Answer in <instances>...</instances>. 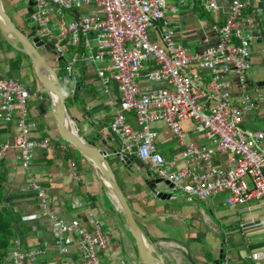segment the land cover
Returning <instances> with one entry per match:
<instances>
[{"label": "built area", "instance_id": "1", "mask_svg": "<svg viewBox=\"0 0 264 264\" xmlns=\"http://www.w3.org/2000/svg\"><path fill=\"white\" fill-rule=\"evenodd\" d=\"M19 1L30 32L53 46L55 60L60 57L67 72L82 62L94 66L104 93L109 94L111 81L117 85L119 103L111 120L102 126L119 140L115 155L134 157L148 173L154 172L188 200H207L227 191L225 203L230 206L264 201V151L259 147L264 130L239 126L253 106L246 92V71L254 16L246 13L245 0H229L223 23L212 27L216 44L200 52H189L175 42L166 16L178 8L169 0ZM28 1L32 2L31 13L26 10ZM180 2L199 3L207 13L219 12L217 0ZM69 12L74 15L68 17ZM148 32L155 34V40H150ZM204 70L210 79L203 83ZM230 74L237 78L236 98L230 92ZM141 80L160 86L144 92ZM30 95L21 81L0 76V126L15 120L17 129L12 140L0 142V162L14 147L24 171L31 168L34 150L49 145L47 139L36 142L30 137L34 129L26 110ZM129 112L136 127L127 117ZM186 120L194 125L195 141L187 139L181 127ZM155 122L167 128L178 148L169 158L157 149L158 134L151 127ZM220 156H226L224 166L217 163ZM26 177L28 189L53 221L57 243L63 236L76 234L81 264H100L99 252L106 247L100 220H94L88 230L77 219H58L47 209L45 189L30 173ZM14 243L7 260L25 264L33 258V252L23 253ZM252 257L257 259L260 253Z\"/></svg>", "mask_w": 264, "mask_h": 264}, {"label": "crops", "instance_id": "2", "mask_svg": "<svg viewBox=\"0 0 264 264\" xmlns=\"http://www.w3.org/2000/svg\"><path fill=\"white\" fill-rule=\"evenodd\" d=\"M180 1L187 2L170 0L169 3L177 6L178 10L166 16L170 29L175 33V42L189 52H200L214 46L216 36L212 27L223 23L229 0H217L219 12L215 14L204 11L199 3L190 6ZM245 2L246 13L254 16L250 28L253 38L249 46V67L246 71V92L253 106L243 114L239 126L249 130H264V0ZM2 3L6 13H11L8 16L13 24L21 29V21L25 16L23 3L19 0H2ZM73 15L74 12H69L68 17ZM26 24L29 31L21 30L29 33L31 28ZM0 48L6 51L4 54L0 50V54L5 56H0V76L21 81L18 77L26 71L31 82L28 85L22 81L31 93L26 101L27 118L34 124L31 139L36 142L43 139L49 141L46 148L34 150L29 171L20 167L18 150L14 147L7 150L2 160L8 168L6 191L12 197L7 207L17 215L16 244L21 252L34 253L33 258L25 263L81 264L77 235L63 236L57 243L53 221L44 213L35 193L28 189V172L45 189L47 209L58 219L64 222L77 219L88 230L92 228L94 220H100V229L106 240L105 249L99 252L100 264H143L138 257L135 241L126 228L123 213L110 196L100 173L85 156L59 137L51 103L32 73L27 57H21L20 71L17 73L8 66L9 58L17 52L6 46L1 35ZM41 50L52 54L55 62L51 66L56 73L65 71L62 80L67 96V113L76 122L80 135L105 152L115 179L153 255L166 264H264L263 200L253 199L230 206L225 203L227 191L219 192L207 200H188L183 192L172 189L168 183H155L159 177L155 174L156 178L150 179L147 167L134 157L115 155L114 151L119 147L118 138L109 130H102L119 103L115 82L111 81V90L106 94L95 73L92 74V66L80 62L72 72H67L65 62L58 65L53 51L41 48L40 53ZM80 65L84 67L82 71ZM201 74L203 83L210 79L208 71H201ZM227 80L231 95L236 98L237 78L230 74ZM140 82L144 92L160 86L143 80ZM127 117L136 127L133 113H127ZM180 124L185 135H190L189 140L195 141L197 133L193 123L186 120ZM151 127L158 134L157 149L165 158L178 151L161 122H155ZM0 129V142L12 140L17 133L15 120L0 126ZM259 147L264 151V138ZM225 160L226 156H220L217 163L224 166ZM161 184L163 189L158 188ZM255 252L260 253L257 259L252 257ZM2 264L15 263L5 259Z\"/></svg>", "mask_w": 264, "mask_h": 264}, {"label": "water", "instance_id": "3", "mask_svg": "<svg viewBox=\"0 0 264 264\" xmlns=\"http://www.w3.org/2000/svg\"><path fill=\"white\" fill-rule=\"evenodd\" d=\"M31 5L32 2L28 1V13L32 12ZM0 35L15 50L22 52L29 59L34 76L51 103L59 137L64 143L74 147L85 156L100 173L104 181L108 183L118 207L123 213L126 228L135 241L140 261L143 264H166L162 259L151 253L149 243L140 230L126 198L115 179L105 152L86 141L80 135V131L73 129L67 122L70 118L66 110V92L60 84L55 69L40 53L41 48L46 51H52L53 46L34 37L32 32L26 33L16 27L6 13L2 0H0ZM0 56L5 58L3 53ZM60 59L59 57L58 60ZM52 96L55 97V100L52 99ZM160 181L162 180L158 178L155 180V183ZM169 186H171L170 183ZM162 197L164 198V194H162ZM2 211L4 213L7 212V198H4L2 202Z\"/></svg>", "mask_w": 264, "mask_h": 264}, {"label": "trees", "instance_id": "4", "mask_svg": "<svg viewBox=\"0 0 264 264\" xmlns=\"http://www.w3.org/2000/svg\"><path fill=\"white\" fill-rule=\"evenodd\" d=\"M6 43V46L9 49H13V47L8 44L6 41L2 40ZM0 50L5 54L6 51L1 49ZM15 50V49H14ZM17 54L14 57H10L8 60V66L10 70H13L18 73L20 69L21 57H27L22 52L15 50ZM58 65H63V60L60 59L57 61ZM82 65V64H81ZM80 65V69H84L83 66ZM60 84L62 87L64 86V81L62 78L66 75L65 71H59L57 73ZM1 130V129H0ZM8 181V168L5 164L1 161L0 162V264H2L10 249L13 248L15 239L17 237V230H16V221L17 215L12 210L7 207V212L4 213L2 211V202L4 198H7V203L11 200V195L6 191V185ZM27 262V261H26ZM26 264V263H25Z\"/></svg>", "mask_w": 264, "mask_h": 264}, {"label": "rangeland", "instance_id": "5", "mask_svg": "<svg viewBox=\"0 0 264 264\" xmlns=\"http://www.w3.org/2000/svg\"><path fill=\"white\" fill-rule=\"evenodd\" d=\"M169 2H170V0H169ZM24 5L22 4V7H23ZM26 10H27V8H26ZM21 13L22 14H24V12L23 11H21ZM8 15L9 16H11V13L8 11ZM69 15V13H67V16ZM22 17V16H21ZM23 18H24V20L23 21H21L23 24L20 26V28L21 29H24V31H26V32H28L29 30H28V26H27V21H28V18H27V16L25 15H23ZM68 18V17H67ZM27 27V28H26ZM148 36H149V38H150V40H155V34H153V33H150V32H148ZM2 40H4L3 38H2ZM5 41V40H4ZM2 43V42H1ZM41 54H42V56L46 59V61L47 62H49L50 63V65H53L54 64V59H52V54L51 55H48V54H46L45 52H43L42 50H41ZM28 59V58H27ZM28 64H29V59H28ZM30 65V64H29ZM31 67V66H30ZM31 69H32V67H31ZM30 69V70H31ZM18 71H20V70H18ZM25 73H23L21 76H19L18 77V79H20L21 80V82L23 81V82H26L28 85H31V82H29V78H28V74L26 73V71H24ZM30 73H31V71H30ZM32 73H33V71H32ZM34 74V73H33ZM92 74H94V66H92ZM69 118L74 122V120L69 116ZM74 128L75 129H77L78 128V126H77V124H76V122H74ZM189 137H190V135H186V138L187 139H189ZM111 164H112V162H111ZM149 178L150 179H155L156 178V176H155V173L154 172H150V175H149ZM163 185L161 184L158 188H160V189H163V187H162ZM174 194H175V192H173Z\"/></svg>", "mask_w": 264, "mask_h": 264}, {"label": "bare ground", "instance_id": "6", "mask_svg": "<svg viewBox=\"0 0 264 264\" xmlns=\"http://www.w3.org/2000/svg\"><path fill=\"white\" fill-rule=\"evenodd\" d=\"M52 99L55 100V97L52 96ZM67 122L69 123V125H70L73 129H75V128H74V123H73L72 120L69 119ZM101 178H102V177H101ZM102 181H103L104 184L106 185V188L108 189L109 194H110V196L112 197L113 201H114L115 204L118 206V204H117V202H116V200H115V198H114V196H113V194H112V192H111V190H110V187H109L108 183L105 182L103 178H102Z\"/></svg>", "mask_w": 264, "mask_h": 264}]
</instances>
